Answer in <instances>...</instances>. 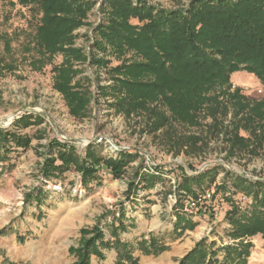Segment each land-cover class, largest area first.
Here are the masks:
<instances>
[{"label": "trees", "instance_id": "16d2710c", "mask_svg": "<svg viewBox=\"0 0 264 264\" xmlns=\"http://www.w3.org/2000/svg\"><path fill=\"white\" fill-rule=\"evenodd\" d=\"M8 1L12 6L35 8L39 14L25 49L34 53L28 66L33 71L51 66L53 89L73 118H85L93 101L89 81L82 75V65L87 63L97 72L105 71L109 85L97 86V90L106 98L107 108L126 118L144 115L151 132L172 130L173 125L197 128L201 118H209L207 135L219 138L222 134L220 141L229 157L252 158L264 152V96L250 100L231 81L234 74L246 72L264 88V0H190L172 9L148 0ZM96 6L101 19L91 26V36L86 35L90 42L86 52L75 46V32L87 26ZM1 39L4 51L9 52L10 41L6 36ZM57 56L62 62L54 65ZM112 59L115 66H110ZM15 69L0 57V77ZM41 123L36 115H24L13 122L14 129L0 128V162L8 161L10 151L30 146L31 139L19 130ZM177 142L196 152L206 145L203 137L194 135L180 136ZM48 156L45 178H60L73 168L81 174L84 186L96 180L101 169L120 178L133 160L127 153L100 158L91 147L80 157L73 148L56 143L49 146ZM220 172L224 178L216 185ZM145 176L136 173L138 182L129 185L133 200L138 189L151 190L161 180L155 172ZM211 187H215L213 196L222 193L230 205L224 217L228 242L218 244L204 237L176 264H247L254 247L251 239L259 235L264 240V179H250L221 165L183 175L174 190L173 211L182 213L186 197L199 200ZM237 195L250 199V204L242 207L235 203L232 198ZM35 200L40 202V193ZM128 221L120 209L117 219L106 225L109 238L99 225L82 230L79 246L70 249L74 264H92V258L102 262L103 250L116 252L115 264H139L133 257L134 245L120 239L128 232ZM185 221L178 214L172 231L194 228ZM136 245L145 255L167 249L153 233L148 239L142 235ZM1 264L13 263L5 259Z\"/></svg>", "mask_w": 264, "mask_h": 264}, {"label": "rangeland", "instance_id": "374dc122", "mask_svg": "<svg viewBox=\"0 0 264 264\" xmlns=\"http://www.w3.org/2000/svg\"><path fill=\"white\" fill-rule=\"evenodd\" d=\"M148 1L172 9L186 5L190 0ZM38 19L35 8H20L12 6L8 0H0V57L16 67L14 72L0 77V128L14 129L13 122L24 115H36L42 120L38 126L19 130L31 139L30 146L25 150L10 151L8 161L0 162V264L5 259L13 264H74L76 259L70 249L79 246L81 231L99 225L109 238L106 225L113 218L117 219L120 209L129 219L126 222L128 232L120 239L134 245L133 257L139 264H176L204 237L226 244L228 224L224 217L230 205L222 193L213 196L215 187H211L207 192L212 195L211 199L200 200V205L206 206L205 213L174 212L173 181L176 187L183 175H196L215 165L250 179H264V152L252 158L229 157L220 141L222 134L219 138L207 135L209 118H201L197 128L173 125L172 130L165 128L151 132L144 115L126 118L107 108L106 98L97 90L109 85L105 71L97 72L87 63L82 65V75L87 78L86 83L89 81L93 101L85 118H73L61 95L53 89L51 66H45L41 71H33L28 66L29 57L34 53H27L25 49ZM100 19L96 6L90 12L87 26L75 32L76 47L88 51L90 42L86 35L91 36V26ZM2 36L10 41L9 52L4 51ZM61 62L62 57L57 56L53 64ZM116 64L112 59L110 66ZM237 74L243 77L237 82L233 79V87L240 88L250 100L264 96L263 86L253 75ZM191 135L205 139L206 145L201 152L178 144L180 136ZM55 143L73 148L80 157H84L85 150L91 147L100 158L127 153L133 160L118 179H114L109 170L101 169L97 179L84 186L81 174L72 168L60 178L50 180L43 175V168L49 159V146ZM152 170L161 180L151 190L138 189L133 200L129 185L138 182L136 173L148 177ZM223 178L224 174L220 172L216 185ZM193 188L196 190L195 186ZM39 193L40 202L35 200ZM240 197L237 195L232 199L247 207L250 199L242 202ZM182 202L183 209L185 203ZM178 214L186 220L185 225L193 223L194 228L173 232ZM195 214L200 216L198 220H195ZM151 233L159 244L167 247L165 251L145 255L137 248L140 237L144 235L148 239ZM251 241L254 247L247 264H264V240L258 235ZM103 253L104 261L92 258L91 263L115 264L114 250H103Z\"/></svg>", "mask_w": 264, "mask_h": 264}, {"label": "built area", "instance_id": "2783aa9c", "mask_svg": "<svg viewBox=\"0 0 264 264\" xmlns=\"http://www.w3.org/2000/svg\"><path fill=\"white\" fill-rule=\"evenodd\" d=\"M151 173H154V171L152 170ZM175 181H173V189L175 190ZM211 196L209 193H206L201 199L204 201V202H207L208 200L211 199ZM173 197H174V203H176V194L175 192L173 193ZM196 200L192 197H186L185 200H184V208H183V213L187 214V213H190V214H194L196 212H199V213H205L206 212V206L204 204L200 205V200ZM246 200L245 197H240V201L244 202ZM198 213V214H199ZM195 216H198L197 214H195Z\"/></svg>", "mask_w": 264, "mask_h": 264}, {"label": "crops", "instance_id": "0c3cea01", "mask_svg": "<svg viewBox=\"0 0 264 264\" xmlns=\"http://www.w3.org/2000/svg\"><path fill=\"white\" fill-rule=\"evenodd\" d=\"M236 77H237V78H236ZM242 77H243V76H241V75L239 76V74L236 73V74H234V75L231 77V81L234 79V80L237 82V81H238L240 78H242ZM234 80H233V81H234ZM199 218H200V216H195V220H196V219L198 220ZM193 221H194V220H193ZM194 222H195V221H194Z\"/></svg>", "mask_w": 264, "mask_h": 264}, {"label": "bare ground", "instance_id": "6f19581e", "mask_svg": "<svg viewBox=\"0 0 264 264\" xmlns=\"http://www.w3.org/2000/svg\"><path fill=\"white\" fill-rule=\"evenodd\" d=\"M237 78V77H236ZM10 119V118H9Z\"/></svg>", "mask_w": 264, "mask_h": 264}]
</instances>
